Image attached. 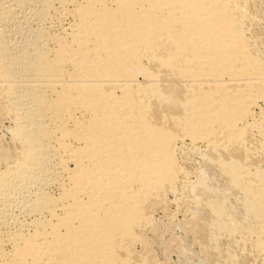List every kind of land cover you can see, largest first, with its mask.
I'll list each match as a JSON object with an SVG mask.
<instances>
[{"label":"bare ground","instance_id":"6f19581e","mask_svg":"<svg viewBox=\"0 0 264 264\" xmlns=\"http://www.w3.org/2000/svg\"><path fill=\"white\" fill-rule=\"evenodd\" d=\"M0 264H264V0H0Z\"/></svg>","mask_w":264,"mask_h":264},{"label":"rangeland","instance_id":"374dc122","mask_svg":"<svg viewBox=\"0 0 264 264\" xmlns=\"http://www.w3.org/2000/svg\"><path fill=\"white\" fill-rule=\"evenodd\" d=\"M174 260V258H172V261Z\"/></svg>","mask_w":264,"mask_h":264}]
</instances>
